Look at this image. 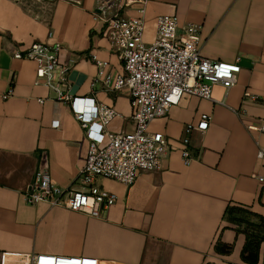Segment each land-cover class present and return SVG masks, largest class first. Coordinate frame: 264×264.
Wrapping results in <instances>:
<instances>
[{
  "label": "crops",
  "instance_id": "obj_1",
  "mask_svg": "<svg viewBox=\"0 0 264 264\" xmlns=\"http://www.w3.org/2000/svg\"><path fill=\"white\" fill-rule=\"evenodd\" d=\"M104 7L106 0H0V250L121 264H251L241 255L247 240L243 230L264 235V185L257 178L264 173V158L258 156L264 132L248 129L264 121V0H148V42L155 37L158 15H175L181 25L200 24L205 57L240 58L237 84L228 94L215 85L214 100L186 95L153 120L149 132H162L172 148L160 169L141 173L132 184L99 179L118 197L100 217L26 202L39 166L48 168L55 183L69 186L84 163L88 140L70 105L35 84L36 63L13 57L17 48L60 42L61 60L70 63L68 92L114 107L119 115L108 132L134 128L128 90L98 86L93 92L91 87L97 74L91 53L107 60L110 70L123 69L95 16ZM10 86L14 94L5 99ZM247 88L256 100H243ZM202 114L212 120L207 130L191 132L195 158L186 165L180 151L185 127ZM233 204L252 214L244 215L243 223L231 220L227 210ZM218 240L232 251L217 252ZM255 264H264V241Z\"/></svg>",
  "mask_w": 264,
  "mask_h": 264
},
{
  "label": "built area",
  "instance_id": "obj_2",
  "mask_svg": "<svg viewBox=\"0 0 264 264\" xmlns=\"http://www.w3.org/2000/svg\"><path fill=\"white\" fill-rule=\"evenodd\" d=\"M80 4L82 0H66ZM148 0H106V7L95 16L103 24L104 36L111 50L122 62V71L109 69V62L96 53L90 59L97 66L91 81L92 91L128 90L134 128L132 131L110 133L109 124L118 111L93 96L74 97L69 92L70 63L61 60L60 42L34 41L26 48H17L13 57L30 59L36 63L35 84L52 89L58 101L70 105L75 119L85 131L88 140L86 156L77 177L63 187L55 183L46 166H39L34 180L25 192L28 204L48 202L72 211L100 217L117 202V195L99 184L108 178L132 184L145 172L160 169L162 159L171 142L162 132H149L150 123L164 117L186 95L214 100L213 90L222 85L226 94L237 84L242 66L240 58L234 61L212 60L201 53V25L188 22L181 25L175 15H158L152 41L145 39ZM133 9V11H130ZM13 86L3 94L9 98ZM247 88L243 100H256ZM43 103L44 98L37 99ZM216 101V100H215ZM212 120L202 114L196 124L185 127L181 140V156L186 165L195 158L191 152L190 134L193 129L205 131ZM59 120L53 126L59 127ZM249 130L264 132V121L249 125ZM259 145L258 156L264 158V142ZM264 185V173L257 175ZM0 264H121L103 261L93 256H61L50 253H23L0 250Z\"/></svg>",
  "mask_w": 264,
  "mask_h": 264
},
{
  "label": "trees",
  "instance_id": "obj_3",
  "mask_svg": "<svg viewBox=\"0 0 264 264\" xmlns=\"http://www.w3.org/2000/svg\"><path fill=\"white\" fill-rule=\"evenodd\" d=\"M228 217L236 222L243 223L245 221V218H243L244 215L252 214L251 211H249L247 208L233 204L231 205L227 210ZM262 225L264 224V218H260ZM249 225L254 226V224L246 222ZM239 230V229H238ZM244 233H246V243L242 250V259L251 264H255L259 260V251L261 243L264 241V235H261L257 232H250L249 230H243ZM233 246L230 244H225L221 240H218L216 243L215 249L219 253H230L232 251Z\"/></svg>",
  "mask_w": 264,
  "mask_h": 264
}]
</instances>
